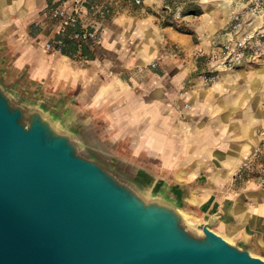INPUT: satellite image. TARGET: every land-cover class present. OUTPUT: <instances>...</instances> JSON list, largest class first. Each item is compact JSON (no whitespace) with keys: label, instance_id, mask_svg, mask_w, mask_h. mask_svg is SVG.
Segmentation results:
<instances>
[{"label":"crops","instance_id":"0c3cea01","mask_svg":"<svg viewBox=\"0 0 264 264\" xmlns=\"http://www.w3.org/2000/svg\"><path fill=\"white\" fill-rule=\"evenodd\" d=\"M58 1L0 0V74L64 108L102 156L160 174L185 213L201 225L214 216V233L264 260V169L234 178L264 136V56L213 85L198 79L246 2H199L177 22L162 0L125 5L93 17L99 44L57 55L34 24Z\"/></svg>","mask_w":264,"mask_h":264},{"label":"water","instance_id":"95a60500","mask_svg":"<svg viewBox=\"0 0 264 264\" xmlns=\"http://www.w3.org/2000/svg\"><path fill=\"white\" fill-rule=\"evenodd\" d=\"M182 206L181 190L107 161L64 108L0 74V264H264Z\"/></svg>","mask_w":264,"mask_h":264},{"label":"built area","instance_id":"2783aa9c","mask_svg":"<svg viewBox=\"0 0 264 264\" xmlns=\"http://www.w3.org/2000/svg\"><path fill=\"white\" fill-rule=\"evenodd\" d=\"M103 0H59L51 5L44 19L34 27L44 33L43 50L57 55H64L69 46L77 50L86 45H97L101 36L97 31L93 17L108 14ZM135 5L140 0H133ZM180 20V13L173 15ZM261 21L257 24V19ZM227 36L219 40L212 48L205 69L198 75L204 85H213L223 72L241 68L247 62H254L264 56V0H247L246 7L231 14L226 26ZM198 53L194 58L198 59ZM154 68L156 63H151ZM187 107V106H185ZM250 169H264V136L253 147L250 157L241 164L234 178H243ZM264 183V177L260 179Z\"/></svg>","mask_w":264,"mask_h":264},{"label":"rangeland","instance_id":"374dc122","mask_svg":"<svg viewBox=\"0 0 264 264\" xmlns=\"http://www.w3.org/2000/svg\"><path fill=\"white\" fill-rule=\"evenodd\" d=\"M142 1H144V0H141L140 4L135 5L133 0H113V6L110 3H108L107 5H108V9L111 11L113 9L115 10V8L119 11V9L125 5H130L131 7L134 6L138 9V8L142 7V5H143ZM199 2L205 8H207L206 6H209L211 4L220 3V1H216V0H162L161 7L169 15H171L172 13L178 12L182 16L183 14H189L190 12L197 14L199 12V5H198ZM244 2H246V4H247V0H244ZM211 6H213V5H211ZM205 10H208V9H205ZM170 20L177 22V20H175L173 16H171ZM24 92H26V91L24 90ZM26 93H28V92H26ZM32 95H34V94H32ZM35 96H37V95H35ZM104 158H106L107 161L117 163L119 166L124 168L129 173H132V174L139 176L140 178H142L143 181H145L151 187H157V186H160L161 184H163V181H164L163 178L160 176V174L155 173L153 170H144L142 168H137L135 165H132V164L127 166V165L121 163L120 161L113 159L112 157H104ZM180 211L182 214L185 215V217L187 218L189 223L194 228H200V226H201L200 222L196 221L194 219V217L192 216V214L185 213V210L183 207L180 209Z\"/></svg>","mask_w":264,"mask_h":264},{"label":"trees","instance_id":"16d2710c","mask_svg":"<svg viewBox=\"0 0 264 264\" xmlns=\"http://www.w3.org/2000/svg\"><path fill=\"white\" fill-rule=\"evenodd\" d=\"M190 14H194V13L190 12ZM65 54H66V51H65Z\"/></svg>","mask_w":264,"mask_h":264},{"label":"bare ground","instance_id":"6f19581e","mask_svg":"<svg viewBox=\"0 0 264 264\" xmlns=\"http://www.w3.org/2000/svg\"><path fill=\"white\" fill-rule=\"evenodd\" d=\"M216 1H219V0H216Z\"/></svg>","mask_w":264,"mask_h":264}]
</instances>
